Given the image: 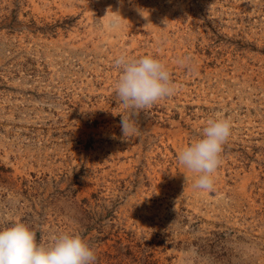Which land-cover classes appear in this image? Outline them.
<instances>
[{
    "label": "rangeland",
    "instance_id": "374dc122",
    "mask_svg": "<svg viewBox=\"0 0 264 264\" xmlns=\"http://www.w3.org/2000/svg\"><path fill=\"white\" fill-rule=\"evenodd\" d=\"M121 54L177 89L127 140ZM218 117L208 192L178 154ZM16 222L96 264H264V0H0V230Z\"/></svg>",
    "mask_w": 264,
    "mask_h": 264
},
{
    "label": "clouds",
    "instance_id": "9594fccd",
    "mask_svg": "<svg viewBox=\"0 0 264 264\" xmlns=\"http://www.w3.org/2000/svg\"><path fill=\"white\" fill-rule=\"evenodd\" d=\"M109 27L118 25L112 22ZM188 59L179 63L187 64ZM114 65L121 71L114 89L115 98L128 110L127 117L121 115V132L124 139H132L139 132L133 116H138L141 110H150L159 100L174 95L177 89L165 65L150 55L133 59L121 54ZM231 127L226 118L209 119L202 138L178 154V162L198 174L194 188L214 190V174L221 163L220 154L231 135ZM96 260L94 251L79 235H60L51 247H45L37 244L36 233L22 222L0 230V264H96Z\"/></svg>",
    "mask_w": 264,
    "mask_h": 264
}]
</instances>
